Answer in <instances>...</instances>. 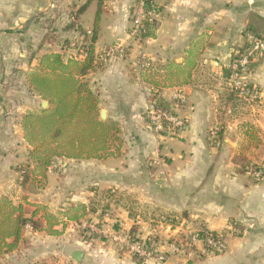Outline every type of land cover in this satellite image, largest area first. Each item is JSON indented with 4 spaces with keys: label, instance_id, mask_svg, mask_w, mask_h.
Segmentation results:
<instances>
[{
    "label": "crops",
    "instance_id": "obj_1",
    "mask_svg": "<svg viewBox=\"0 0 264 264\" xmlns=\"http://www.w3.org/2000/svg\"><path fill=\"white\" fill-rule=\"evenodd\" d=\"M136 1L0 0V196L9 184L5 170L16 159L10 150L27 146L20 99L34 93L30 73L43 54L76 53L95 35L94 66L84 78L117 123L120 141L104 157L54 158L44 188L31 189V178L18 184V203L58 215L80 204L87 212L82 219L102 215L148 239L197 222L225 230L234 221L238 230L225 252L189 261L170 256L163 264H264V181L251 175L252 168H264V58L244 76L263 91L260 99L239 97L227 83L245 32L264 34V0H154L160 17L146 41L128 34ZM114 45L126 46V54L102 64L100 53ZM139 51L152 63L144 73L133 65ZM152 86L168 108L176 91L184 95L185 104L175 108L186 119L178 135L155 132L144 119ZM55 228L66 238V227ZM43 233L26 228L22 239ZM76 242L68 253L73 264H138L112 243ZM75 250L83 252L78 263L71 258ZM148 261L140 264H154Z\"/></svg>",
    "mask_w": 264,
    "mask_h": 264
},
{
    "label": "trees",
    "instance_id": "obj_2",
    "mask_svg": "<svg viewBox=\"0 0 264 264\" xmlns=\"http://www.w3.org/2000/svg\"><path fill=\"white\" fill-rule=\"evenodd\" d=\"M94 38L95 35L77 47L76 53L67 56L60 52L43 54L39 69L29 75L34 89L53 102L50 110L29 113L21 120L24 139L33 147V164L42 173L50 167L53 158L104 157L111 153V145L120 141L117 123L99 118L98 94L84 78L94 66ZM82 52H85L83 56ZM40 68L49 73L40 74ZM23 206L0 196V257L16 248L27 225L32 230L59 235L61 231L55 226H63L62 217L76 222L87 214L80 204L73 211L60 212L61 217L47 211L39 213L38 209H31L27 214Z\"/></svg>",
    "mask_w": 264,
    "mask_h": 264
},
{
    "label": "built area",
    "instance_id": "obj_3",
    "mask_svg": "<svg viewBox=\"0 0 264 264\" xmlns=\"http://www.w3.org/2000/svg\"><path fill=\"white\" fill-rule=\"evenodd\" d=\"M159 17L160 9L154 0H137L131 11L129 36L135 39L148 40L149 32L156 25ZM85 34L90 37L91 30L85 31ZM84 53L82 52L81 56ZM125 54L126 46H109L100 53V61L102 64H107L113 59L122 58ZM261 58H264V34L246 31L244 44L240 49L232 52L228 64L227 83L231 92L239 97L251 100L262 97L263 91L260 88L250 85L244 80V76L251 70V65ZM133 65L140 73H144L152 66V63L147 60L142 51H139L133 60ZM158 95V89L153 86L150 87L149 104L144 110L143 117L153 131H166L169 135H178L184 130L186 119L175 108L183 106L186 99L181 92L176 91L173 94V105L168 108L160 104ZM214 136L216 137V133H214ZM215 144H220V140H216ZM251 175L256 182L264 181V168H252ZM228 225L227 229L216 231L207 229L197 222L193 228L187 230L186 234L188 236L186 239H175L169 243L170 251L187 259L198 255L208 256L223 253L227 249L225 238L229 233L234 234L238 230L234 221H231ZM26 228L31 229L29 225ZM112 238L122 243L125 242L124 239H120V235H113ZM129 247L133 254L147 260H165L162 253H154L149 246L134 242Z\"/></svg>",
    "mask_w": 264,
    "mask_h": 264
},
{
    "label": "rangeland",
    "instance_id": "obj_4",
    "mask_svg": "<svg viewBox=\"0 0 264 264\" xmlns=\"http://www.w3.org/2000/svg\"><path fill=\"white\" fill-rule=\"evenodd\" d=\"M35 69L36 70L39 69V66L37 65ZM39 73L47 74L49 73V71L40 68ZM30 87L32 88L31 90H33L34 93L32 95H25L24 93L22 94L23 99L22 98L20 99L21 101L25 100L23 101L25 102V106H23L25 112L22 115L21 120L24 115H27L29 113L41 114L45 110L46 111L50 110L53 106L52 104L53 102L51 98L45 97L42 94L38 93L34 89V85H32L31 83H30ZM42 101L47 102L45 108H42L41 106ZM101 109L102 108H100L99 105V112ZM99 112H98V116H99ZM101 120H108L107 115L104 119ZM23 139H24V131H23ZM24 141L26 140L24 139ZM10 151L12 153H16V155L14 156L16 157V159L13 161L11 160L9 164V168L5 170V172L7 173V180L9 181L8 182L9 184L8 186H6V188L2 189V191L6 194H1V195L8 197L9 199L12 200L13 203L18 204V201L21 200L23 197L21 196V193H18V184L23 182L24 178L27 179L31 178L32 180L30 184L31 189L35 190V188L37 189L40 187L44 188V186L46 185V174L42 173V169L35 168L32 160L33 147L30 146L28 143L26 147L21 145V148L19 149L17 143L16 147ZM56 167H57L56 170L61 169V165H56ZM23 205L25 212L29 214L32 209L31 204L24 201ZM98 209H100V207ZM102 209L104 210V208ZM99 213L101 214L100 211L98 212V214ZM54 214L58 215V213H54ZM104 218L106 217H102V215L91 214V216H87L84 219H81L80 221H76L75 223L62 221L61 223H63V228L66 227V230L64 232L65 234L64 237L66 238L57 237L60 236L62 232L59 235H50L45 232L43 233L41 239L23 238L19 242V244L17 242L15 249H13L10 253H6L2 257H0V264H73V261L68 257V253L72 249L78 247L79 244L76 241L77 240L92 241L94 240V238L99 243L101 241H104L106 244L108 242L112 243L113 245H115L119 254L127 253L136 262L141 261L140 263L144 262L147 259L133 254L129 246L134 242L143 244L144 246L145 245L149 246L154 251V253H162L164 255L165 258L164 261H156L149 259L148 263L163 264L168 260L170 256H176L186 261L190 260V258L187 259L185 257L178 255L177 253H172L170 251L169 243L175 239L178 240L186 239L188 236L186 234L187 230L193 227H185V226L181 227L173 235L170 234V231L167 232V235L163 234L161 236L153 232V234L149 235L150 239H148L147 238L148 236L147 237L138 236V234L136 233V229L134 227H124L121 224V222H118V220L104 221ZM25 230L26 229H24L23 233L25 232ZM234 234L229 233L225 238L227 247H228V241H227L228 237ZM113 235H120L121 236L120 239H124L125 242L122 243L113 240L112 238ZM72 237H74L75 239H72ZM76 237L81 239H76ZM163 246H165L167 250L166 249L164 250ZM208 256H212V255H208ZM208 256L198 255L196 257H208Z\"/></svg>",
    "mask_w": 264,
    "mask_h": 264
},
{
    "label": "water",
    "instance_id": "obj_5",
    "mask_svg": "<svg viewBox=\"0 0 264 264\" xmlns=\"http://www.w3.org/2000/svg\"><path fill=\"white\" fill-rule=\"evenodd\" d=\"M47 105L46 101H42L41 106L42 108H45ZM99 116L101 119H104L106 117V110L104 108H102L99 112ZM83 252L81 250H75L72 254H71V258L76 262H80L81 258H82Z\"/></svg>",
    "mask_w": 264,
    "mask_h": 264
}]
</instances>
